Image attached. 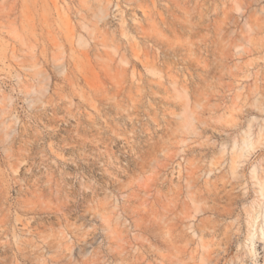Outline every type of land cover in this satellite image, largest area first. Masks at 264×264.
I'll use <instances>...</instances> for the list:
<instances>
[{"label":"rangeland","instance_id":"obj_1","mask_svg":"<svg viewBox=\"0 0 264 264\" xmlns=\"http://www.w3.org/2000/svg\"><path fill=\"white\" fill-rule=\"evenodd\" d=\"M0 264H264V0H0Z\"/></svg>","mask_w":264,"mask_h":264}]
</instances>
